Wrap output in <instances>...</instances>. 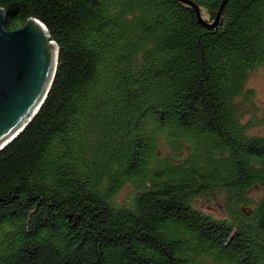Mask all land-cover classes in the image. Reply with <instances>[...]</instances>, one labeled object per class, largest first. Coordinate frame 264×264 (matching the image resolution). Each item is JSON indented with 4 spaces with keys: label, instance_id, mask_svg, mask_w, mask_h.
<instances>
[{
    "label": "trees",
    "instance_id": "1",
    "mask_svg": "<svg viewBox=\"0 0 264 264\" xmlns=\"http://www.w3.org/2000/svg\"><path fill=\"white\" fill-rule=\"evenodd\" d=\"M213 22L224 0H194ZM59 45L0 151V264H264V0H0ZM216 201L224 214L208 209Z\"/></svg>",
    "mask_w": 264,
    "mask_h": 264
},
{
    "label": "water",
    "instance_id": "2",
    "mask_svg": "<svg viewBox=\"0 0 264 264\" xmlns=\"http://www.w3.org/2000/svg\"><path fill=\"white\" fill-rule=\"evenodd\" d=\"M194 8L201 23L215 28L217 18L207 21L194 0H178ZM7 14L0 7V151L14 141L38 114L53 85L59 45L47 26L29 18L15 30L6 28Z\"/></svg>",
    "mask_w": 264,
    "mask_h": 264
},
{
    "label": "rangeland",
    "instance_id": "3",
    "mask_svg": "<svg viewBox=\"0 0 264 264\" xmlns=\"http://www.w3.org/2000/svg\"><path fill=\"white\" fill-rule=\"evenodd\" d=\"M249 86L254 87L257 91V103L259 105V114L264 115V68H259L256 71L252 72ZM255 133H264V127H256L252 130ZM207 202L208 209H212V211L219 214H224V211H221V207L218 206L216 201L205 199Z\"/></svg>",
    "mask_w": 264,
    "mask_h": 264
}]
</instances>
